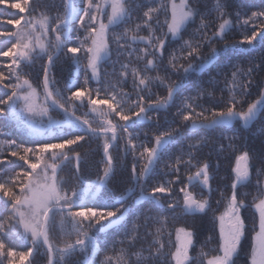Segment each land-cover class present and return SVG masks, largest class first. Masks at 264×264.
Here are the masks:
<instances>
[{
    "label": "snow or ice",
    "instance_id": "snow-or-ice-1",
    "mask_svg": "<svg viewBox=\"0 0 264 264\" xmlns=\"http://www.w3.org/2000/svg\"><path fill=\"white\" fill-rule=\"evenodd\" d=\"M0 8L11 12L0 16V25L8 26L0 27V125L25 136L0 141V264H35L34 254L41 248L46 264H69L70 257L89 247L102 256L99 264H264V154L256 167L245 145L229 143L231 182L215 189L219 196L213 203L211 166L192 151L199 141L173 158L167 146L176 135L188 139L179 127L151 136L143 132V139L130 131L145 122L159 128V113L184 88L171 80L173 74L201 72L228 50L264 44V3L250 14L233 15L216 0L206 10L209 16L216 13L212 20L193 0H0ZM197 18L192 38L185 39ZM237 30L239 40L231 38ZM61 58L83 68L82 82L58 87L53 69ZM180 60L196 63L185 67ZM39 61H46L40 65L41 91L29 71ZM231 68L230 73L223 71L219 97L208 90L210 85H198L196 96L184 98L176 115L187 131L234 122L247 127L264 120V79L256 75L264 73V56L259 63L248 60L246 68L239 63ZM156 87L165 89L166 96L156 93ZM253 89L257 98L250 100ZM203 97L210 106L197 102ZM80 109L87 112L77 115ZM53 111L65 119L53 120ZM150 113L156 114L155 121ZM48 136L53 138H44ZM93 141L102 150L104 167L95 181L86 182L77 148ZM113 148L132 157L130 180L141 198L157 207V214L135 215L123 238L103 247L94 232H105L133 215L127 203L132 189L107 201L98 195L116 174ZM218 151L224 153L225 146ZM165 155L164 175L155 178L153 170ZM73 161L75 183L70 184L61 172ZM184 166L189 169L186 182ZM209 214L211 234L201 243L196 230L181 221ZM57 236L63 238L62 246L54 243ZM211 243L216 246L209 247Z\"/></svg>",
    "mask_w": 264,
    "mask_h": 264
},
{
    "label": "trees",
    "instance_id": "trees-1",
    "mask_svg": "<svg viewBox=\"0 0 264 264\" xmlns=\"http://www.w3.org/2000/svg\"><path fill=\"white\" fill-rule=\"evenodd\" d=\"M51 2L58 4L59 0H51ZM222 2L227 5L226 10L234 15L236 11H240L241 13L248 12L250 14V10H256L262 3H264V0H222ZM193 3L195 7L201 10V12H204L208 20H212L215 17V12L209 16L206 10L211 9L216 3V0H207V3L202 2V0H193ZM55 14V11L51 13V15ZM10 15L11 12L0 8V16ZM198 24L199 18H197L196 24H193L188 29V33L184 37L185 39L192 38L193 30L198 26ZM0 27L8 26L0 25ZM231 38L239 40L241 38L239 30L232 33ZM175 43L176 42H173L174 46ZM203 54H208L207 47L203 50ZM177 55H179V53H177ZM262 56H264V44H261L259 41H257L254 42V46H241L238 51L228 50L226 53H222L219 57H217L216 63L207 65L201 72H189L185 75L183 71H181L179 74H173L171 76V80L177 83H182L184 88L177 94L174 104L167 110L161 111L159 113V128L157 129L153 124L145 122L135 129H130V131L141 133V139H143V132H148L151 136V134L154 132L163 131L168 128L179 127V132L186 134L188 139H183L180 135H176L175 142L167 146L166 153L171 154L174 158L176 155L181 154V150H183L184 153H187L189 151L188 145L195 144L199 141V147L192 150L194 155L197 156L201 163L207 161L211 166L210 171H213L214 174H216V177H220V179H223L226 177V175H229L230 163L234 161V158L229 157L230 150L227 147L229 143H233L234 145H245L247 149L250 150L251 154L256 158L254 161L256 167H260V156L261 154H264V130L261 129V125L264 124V120H257L254 124L247 127H245L242 122H234L227 127L214 130L187 131L185 125L180 124V118L176 115V113L178 108L182 106L186 96H196V86L210 85L208 90L212 91L214 96L219 97L221 94L219 89L223 87V71L230 73L232 70L231 64L235 63H239L242 67L246 68L248 60L255 58L256 62L259 63ZM43 62L46 61L37 62L36 65H34L29 70L31 72V78L33 80L34 86L38 87V91L42 90L39 85L43 78V71L40 66ZM189 62L196 63V61H179V63L183 64L185 67H187ZM106 67L109 71H111L110 65H106ZM53 75L58 81V87L64 89L65 85H67L69 82L75 84L78 81H83V68L80 67L78 69L75 64H72L71 62L61 58L57 61L56 66L53 69ZM160 75H164V73L161 72ZM256 75L258 80L264 79V73L258 72ZM128 90H131L130 85ZM153 90L162 96H166L167 94L166 90L163 88L156 87ZM65 94H67V92ZM255 98H257V92L256 89H253V95L249 99L251 100ZM206 101H208V98L203 97L197 102L204 104L205 106H210L211 102L208 101L206 103ZM197 111H199V109H197ZM85 112H87V109H80L77 111V115L83 116ZM50 115L55 121H63L65 119L63 113L59 111H53L50 113ZM150 115H153L154 121L157 119L156 114L150 113ZM188 123L190 125V122ZM93 126H95V123ZM0 131L3 132V135L0 136V141L8 138L18 140L25 138L23 132L18 131L15 128L4 127L3 125H0ZM56 131V127L53 126V134H56ZM202 136L205 138L203 141L200 140ZM225 137H236L238 139L230 140L225 139ZM36 138L39 139L41 137ZM44 138L52 139L53 136ZM122 144L123 142H121V146ZM221 144L225 146L224 153H220L218 151L219 145ZM77 151H80L83 157L81 162V174L83 178L86 182L95 181L97 172L104 167V164L102 163V150L98 148V142H81V145L77 148ZM111 152L117 164L116 174L109 188L107 190H102L98 195L107 201L109 197L119 196L120 193L126 188L132 189L131 193L128 195L127 203L131 207L133 215L126 216L125 219H123L120 223L116 224L105 232H94V239L100 246L103 247H110L113 241H119L122 239L125 232L131 229L132 221L135 219V215H139L140 213L145 215L157 214V207L152 202L142 199L140 196L139 187L134 185L130 180L132 157L130 155L125 156L122 150L118 151L115 148H113ZM167 159L168 156L165 155L160 161V165L153 170V177L159 178L160 176L164 175L163 165L167 162ZM184 159H188L186 154ZM195 162L196 161H193V163ZM74 163L75 162L73 161L71 164L67 165L61 172V176H63L64 179L70 184L75 183V172L73 167ZM217 163H219V168L216 167ZM139 170L140 165L138 163L137 171L139 172ZM195 170V168L190 169L191 172H194ZM188 172L189 169L186 166L181 168V176L185 179V182ZM165 179H170V177H165ZM154 182L155 179L151 180L148 186L151 187ZM216 198H218V196L213 198V203ZM183 223H186L188 226L193 227L196 230L201 243H203L207 236L211 234V214H209L208 217H201L199 215L188 216L184 221H181V224ZM177 226L181 225L178 224ZM58 231L59 229H57V232ZM142 233L143 229H141V234ZM72 239L74 240L75 236H73ZM54 243L57 246H62L63 238L57 236V238L54 240ZM215 246V243L209 244V247ZM137 247L139 248V245H137ZM22 250H26V248H22ZM100 259H102V256L94 252L93 249L89 247L85 253L77 252L72 257H70L69 264H99ZM34 260L35 264H46L47 257L45 249H39V251L34 254Z\"/></svg>",
    "mask_w": 264,
    "mask_h": 264
},
{
    "label": "flooded vegetation",
    "instance_id": "flooded-vegetation-1",
    "mask_svg": "<svg viewBox=\"0 0 264 264\" xmlns=\"http://www.w3.org/2000/svg\"><path fill=\"white\" fill-rule=\"evenodd\" d=\"M211 172H212V175H213V180H212V186H213V189H214L213 198H215L216 196H219V193L216 192L215 189H217V188L223 189L226 185H229L230 184L231 180H230L229 175H226L225 178L220 179V177H218V178L216 177V174H214L213 171H211ZM196 192H197V196L199 197V189H198V186H197ZM222 210L223 209L221 208V211Z\"/></svg>",
    "mask_w": 264,
    "mask_h": 264
},
{
    "label": "rangeland",
    "instance_id": "rangeland-1",
    "mask_svg": "<svg viewBox=\"0 0 264 264\" xmlns=\"http://www.w3.org/2000/svg\"><path fill=\"white\" fill-rule=\"evenodd\" d=\"M42 77H43V75H42ZM43 79V78H42Z\"/></svg>",
    "mask_w": 264,
    "mask_h": 264
},
{
    "label": "water",
    "instance_id": "water-1",
    "mask_svg": "<svg viewBox=\"0 0 264 264\" xmlns=\"http://www.w3.org/2000/svg\"><path fill=\"white\" fill-rule=\"evenodd\" d=\"M64 115V114H63Z\"/></svg>",
    "mask_w": 264,
    "mask_h": 264
}]
</instances>
